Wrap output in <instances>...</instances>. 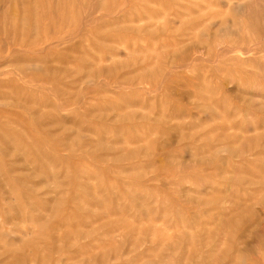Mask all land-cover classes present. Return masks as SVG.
Wrapping results in <instances>:
<instances>
[{"label":"rangeland","instance_id":"1","mask_svg":"<svg viewBox=\"0 0 264 264\" xmlns=\"http://www.w3.org/2000/svg\"><path fill=\"white\" fill-rule=\"evenodd\" d=\"M219 244L264 264V0H0V264Z\"/></svg>","mask_w":264,"mask_h":264},{"label":"bare ground","instance_id":"2","mask_svg":"<svg viewBox=\"0 0 264 264\" xmlns=\"http://www.w3.org/2000/svg\"><path fill=\"white\" fill-rule=\"evenodd\" d=\"M215 247L216 249H213L211 254L205 257L206 259L204 257L201 258L200 256L196 257L197 254L193 255L189 252L188 255L191 254V256L188 257L184 264H242V261L240 260L241 258L232 256L233 253H230L232 250L228 246L219 244L215 245Z\"/></svg>","mask_w":264,"mask_h":264}]
</instances>
